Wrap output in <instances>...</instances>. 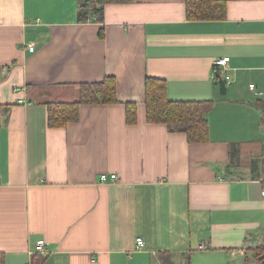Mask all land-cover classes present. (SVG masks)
Instances as JSON below:
<instances>
[{
    "label": "crops",
    "instance_id": "0c3cea01",
    "mask_svg": "<svg viewBox=\"0 0 264 264\" xmlns=\"http://www.w3.org/2000/svg\"><path fill=\"white\" fill-rule=\"evenodd\" d=\"M85 1L0 0L5 263L32 264L44 242V264H163L161 253L245 264L264 239V0H226L219 21H190L186 0H133L81 22ZM224 57L233 81L221 94ZM109 77L117 103L82 105L77 122L49 127V104ZM149 77L171 100L213 101L207 142L148 123Z\"/></svg>",
    "mask_w": 264,
    "mask_h": 264
},
{
    "label": "trees",
    "instance_id": "16d2710c",
    "mask_svg": "<svg viewBox=\"0 0 264 264\" xmlns=\"http://www.w3.org/2000/svg\"><path fill=\"white\" fill-rule=\"evenodd\" d=\"M133 0H86L79 6V21H102L108 4L131 3ZM187 18L190 21L225 20L226 0H186ZM146 117L148 123L166 124L170 131L184 133L189 143H204L209 140V123L206 115L211 111L213 101H174L167 96L164 80L149 77L146 81ZM117 83L112 77L101 83L81 84L79 100L76 102H53L48 106V125L65 128L77 122L82 105L117 103ZM0 106V128H1ZM127 122L138 121L137 105L127 104ZM264 113V111H263ZM163 264H176L174 255L161 253ZM46 255H35L32 264H44ZM0 264L5 263V255L0 252ZM187 264H191L190 257ZM245 264H264L263 242L250 250Z\"/></svg>",
    "mask_w": 264,
    "mask_h": 264
},
{
    "label": "built area",
    "instance_id": "2783aa9c",
    "mask_svg": "<svg viewBox=\"0 0 264 264\" xmlns=\"http://www.w3.org/2000/svg\"><path fill=\"white\" fill-rule=\"evenodd\" d=\"M29 50L31 52H34L35 50V47L33 45L29 46ZM229 61H230V58L229 57H224V58H218L215 60L214 62V66H215V69H214V81L216 83L219 82V79L222 78L226 85L229 86L232 81H233V78L229 75V70H230V66H229ZM255 86L254 85H251V88L253 89ZM18 90V89H16ZM22 102V101H20ZM117 177L115 174H102L101 177H100V180L101 182H106L108 180H111V181H116ZM263 196H264V191H263ZM137 245L138 247L140 248H143L145 247V241L143 238H138L137 239ZM200 248H204V246H200ZM36 252L38 253H41V254H45L46 253V249H45V244L44 242H40L37 247H36Z\"/></svg>",
    "mask_w": 264,
    "mask_h": 264
},
{
    "label": "water",
    "instance_id": "95a60500",
    "mask_svg": "<svg viewBox=\"0 0 264 264\" xmlns=\"http://www.w3.org/2000/svg\"><path fill=\"white\" fill-rule=\"evenodd\" d=\"M218 84L220 87L221 94H226L227 85H226L225 81L222 78H220Z\"/></svg>",
    "mask_w": 264,
    "mask_h": 264
}]
</instances>
